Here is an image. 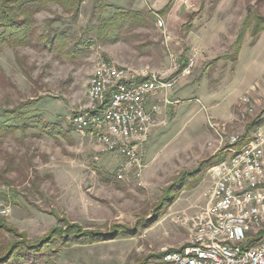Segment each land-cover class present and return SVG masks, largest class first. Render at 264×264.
I'll list each match as a JSON object with an SVG mask.
<instances>
[{
    "label": "rangeland",
    "instance_id": "1",
    "mask_svg": "<svg viewBox=\"0 0 264 264\" xmlns=\"http://www.w3.org/2000/svg\"><path fill=\"white\" fill-rule=\"evenodd\" d=\"M104 1L109 7L99 9L97 0H85L76 23L55 8L37 16L43 29L46 19L61 16L63 23L53 27L62 23L93 41L76 63L30 48L0 52V122L20 127L4 138L3 149L28 165L25 177H2L0 158V199L12 206L9 216H0V243L19 236L36 242L55 226L73 224L101 236L60 248L57 264L159 263L164 248L180 251L191 237L192 218L213 184L210 169L230 161L228 148L239 149L264 132V125L254 127L264 121V30L257 37L247 32L236 55L245 18H264V0ZM112 15L120 38L95 39L94 28ZM193 53L190 71L176 70V61L187 62ZM101 59L178 78L152 111L142 185L132 173L118 180L124 160L103 152L92 134L76 132L72 124L89 102V81ZM218 107L225 116L229 109V121L214 118Z\"/></svg>",
    "mask_w": 264,
    "mask_h": 264
},
{
    "label": "built area",
    "instance_id": "2",
    "mask_svg": "<svg viewBox=\"0 0 264 264\" xmlns=\"http://www.w3.org/2000/svg\"><path fill=\"white\" fill-rule=\"evenodd\" d=\"M164 25L159 19L158 26ZM195 57L177 60L176 70L185 67L188 73ZM170 76L106 59L94 68L89 102L74 114L72 124L76 132L92 134L103 152L124 160L116 172L120 181L132 173L142 185V151L155 124L147 102L175 88L178 78ZM230 143L236 145L238 137ZM229 151V162L210 169L213 184L205 207L192 218L188 242L180 251L164 248L161 262L148 264H264V132ZM11 213L12 206L0 199V216Z\"/></svg>",
    "mask_w": 264,
    "mask_h": 264
},
{
    "label": "trees",
    "instance_id": "3",
    "mask_svg": "<svg viewBox=\"0 0 264 264\" xmlns=\"http://www.w3.org/2000/svg\"><path fill=\"white\" fill-rule=\"evenodd\" d=\"M85 0H0V52L4 47L30 48L38 52L55 53L71 62H77L82 53L92 40L83 41L74 35L71 29L64 26L63 18H48L45 29L41 28L37 16L42 12L53 13V8L58 9L76 23L82 15V5ZM99 9L109 6L104 0H97ZM117 10L118 7H111ZM124 16H121L122 18ZM257 22L254 27L253 22ZM54 22H62L53 27ZM117 15H112L95 29V39L101 41H115L120 38ZM264 30V18L249 13L243 22V28L236 41V55L240 52L247 32L252 37H257ZM2 77V76H0ZM13 111H16L15 109ZM22 115V113H19ZM19 115V116H20ZM264 125L255 123L257 129ZM20 129L17 125H8L0 122V158L4 159L3 175L16 172L25 177L28 167L20 158L9 155L3 149V140L8 135H15ZM1 177V179H3ZM33 181V187L38 188L39 178ZM5 179V178H4ZM9 182V181H8ZM0 227H4L0 224ZM15 236V229L8 228ZM19 236V235H17ZM101 236L100 233L86 232L78 225L55 226L43 238L30 242L24 236L20 239L0 243V264H57L54 256L60 248L72 243H92Z\"/></svg>",
    "mask_w": 264,
    "mask_h": 264
},
{
    "label": "crops",
    "instance_id": "4",
    "mask_svg": "<svg viewBox=\"0 0 264 264\" xmlns=\"http://www.w3.org/2000/svg\"><path fill=\"white\" fill-rule=\"evenodd\" d=\"M163 93V92H162ZM162 93H159V94H162ZM156 95L157 97H151L148 102H147V109L149 111H153L154 109L157 111L158 110V106L156 105L157 102L161 101V95ZM168 94V93H166ZM173 93H171L172 95ZM169 95V94H168ZM170 95V96H171ZM225 108V107H224ZM222 107H218V108H214L213 109V116L214 118L218 119V120H222V121H229L231 118H230V114H229V109L227 110V116L224 115V113H222ZM226 119V120H225ZM231 148V147H230ZM229 149V148H228ZM226 151H229V150H226Z\"/></svg>",
    "mask_w": 264,
    "mask_h": 264
}]
</instances>
